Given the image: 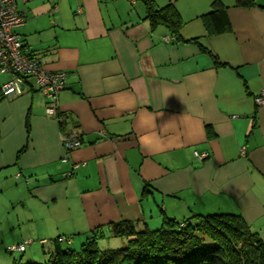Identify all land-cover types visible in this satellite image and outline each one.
Here are the masks:
<instances>
[{"label":"crops","instance_id":"1","mask_svg":"<svg viewBox=\"0 0 264 264\" xmlns=\"http://www.w3.org/2000/svg\"><path fill=\"white\" fill-rule=\"evenodd\" d=\"M154 1L173 3L181 36L225 64L152 27L140 0H16L25 21L15 31L67 83L58 116L32 82L0 96V229L19 234L12 245L213 212L264 233V105L254 100L264 89V0H222L229 29L214 35L200 18L213 0ZM65 135L82 144L66 151ZM112 239L102 246L117 248Z\"/></svg>","mask_w":264,"mask_h":264},{"label":"trees","instance_id":"2","mask_svg":"<svg viewBox=\"0 0 264 264\" xmlns=\"http://www.w3.org/2000/svg\"><path fill=\"white\" fill-rule=\"evenodd\" d=\"M140 1L145 7L144 18L152 27L166 26L175 39L197 43L216 64H225L200 44L199 37L181 36L183 20L173 3L158 6L154 0ZM233 1L236 6L256 4L254 0ZM200 18L209 35L229 29L227 6L222 0H213ZM59 114L60 109L56 116ZM58 237L48 240L54 248L42 264H264V240L237 213L193 214L184 220L164 216L156 229H138L132 221L119 220L109 224L107 233L101 227L92 231L77 249L63 248L66 242ZM107 237L125 238L126 243L119 249L100 248L98 241Z\"/></svg>","mask_w":264,"mask_h":264},{"label":"built area","instance_id":"3","mask_svg":"<svg viewBox=\"0 0 264 264\" xmlns=\"http://www.w3.org/2000/svg\"><path fill=\"white\" fill-rule=\"evenodd\" d=\"M24 21V14L18 9L16 0H0V73L10 74V78L0 86L1 94L3 96L22 94L32 82L46 99V114L56 116L60 109L58 93L66 86L67 74L65 71L47 69L38 55L29 52L22 35L14 29ZM254 100L258 105H264V89ZM62 141L66 151L82 144L74 135H65ZM197 156L204 157V154ZM58 240L69 243L70 237L61 235ZM28 242L29 240H26L22 244L11 245L9 249L22 251ZM46 242L48 240H41V243Z\"/></svg>","mask_w":264,"mask_h":264},{"label":"rangeland","instance_id":"4","mask_svg":"<svg viewBox=\"0 0 264 264\" xmlns=\"http://www.w3.org/2000/svg\"><path fill=\"white\" fill-rule=\"evenodd\" d=\"M0 79H1V76H0ZM18 235H19L18 233H14L13 231L10 232L7 229H0V264H28L29 259H41L42 255H45L48 257L49 253H51V251L53 250V246L50 248L43 247L42 244L39 242L41 238L37 236H28L30 237L29 239L32 240V243L29 242L25 244V248H26L25 251L11 252L8 250L7 247H9V245H12L13 243H17V242H10V241L17 238ZM261 236L263 237V240H264V233ZM71 237H72V240H71L72 242L69 244L62 243L63 248L69 247V248L77 249L79 248L80 244L85 241L83 240L82 242H80V234H74ZM121 239L123 238L118 237L116 239H112V240H117L116 243L118 244L117 246L118 249L122 247L121 246L122 242H120ZM3 240L4 242H2ZM101 241L102 240L98 242V246L100 248H104L102 246L103 243ZM29 263L35 264V262H32V261Z\"/></svg>","mask_w":264,"mask_h":264}]
</instances>
